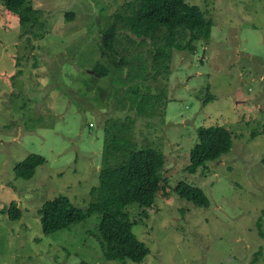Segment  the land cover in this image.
<instances>
[{
    "label": "rangeland",
    "instance_id": "obj_1",
    "mask_svg": "<svg viewBox=\"0 0 264 264\" xmlns=\"http://www.w3.org/2000/svg\"><path fill=\"white\" fill-rule=\"evenodd\" d=\"M26 1L38 12L27 32L0 0V264H264V0L185 1L212 21L211 36L193 52L175 49L168 77L146 79L159 97L151 117L120 107L128 96L113 97L120 81L88 73L105 59L102 28L132 0ZM148 48L131 32L118 33V58L140 53L153 73ZM126 116L135 118L136 145L164 156L146 217L137 205L126 208L148 248L140 263L104 258L100 215L47 235L40 214L57 196L88 206L103 165L105 120ZM216 125L231 131V150L186 172L198 128ZM30 154L45 164L32 179H17L14 168ZM181 182L203 189L210 206L181 199L174 191ZM12 205L19 219L9 218Z\"/></svg>",
    "mask_w": 264,
    "mask_h": 264
},
{
    "label": "trees",
    "instance_id": "obj_2",
    "mask_svg": "<svg viewBox=\"0 0 264 264\" xmlns=\"http://www.w3.org/2000/svg\"><path fill=\"white\" fill-rule=\"evenodd\" d=\"M186 0H132L121 5L110 18V24L102 28L99 48L104 62H97L91 71L97 78L111 77L121 82L114 96L124 91V102L120 107L129 106L136 114L151 117L159 97L151 94L145 84L147 78L168 77V63L177 50L195 51L196 42L208 40L213 23L205 18L197 6L187 5ZM5 8L19 17L25 32L38 22V12L26 0H5ZM74 14H67L70 20ZM126 30L140 41L147 43L151 56L153 73L148 72L143 58L138 55L130 59L118 58V33ZM139 63V65H138ZM130 66L126 78H122L124 66ZM163 65V66H162ZM163 69V74L160 75ZM137 82V87L123 90L127 82ZM127 87V86H126ZM118 97V98H117ZM164 97V95H163ZM105 148L103 165L99 173V184L90 189L92 201L85 209L75 207L65 196H57L43 205L40 210L43 232L47 235L69 228L93 215H100L98 233L103 256L107 261L140 263L148 254L146 245L135 237L126 208L137 205L150 208L155 194L161 188L160 170L164 166L163 153L149 144L138 147L133 140L135 118L126 116L120 119L105 120ZM233 146L231 131L221 125L198 128V141L190 153V165L186 172L195 174L208 162L221 159ZM45 158L40 154H30L14 168L15 177L22 180L32 179L38 167L44 165ZM264 167V158L261 161ZM163 188V187H162ZM175 193L188 202L201 207H209L210 202L204 190L181 182ZM9 218L19 219L21 210L12 205ZM78 264H88L80 262Z\"/></svg>",
    "mask_w": 264,
    "mask_h": 264
},
{
    "label": "water",
    "instance_id": "obj_3",
    "mask_svg": "<svg viewBox=\"0 0 264 264\" xmlns=\"http://www.w3.org/2000/svg\"><path fill=\"white\" fill-rule=\"evenodd\" d=\"M88 73L93 74V71H88Z\"/></svg>",
    "mask_w": 264,
    "mask_h": 264
}]
</instances>
